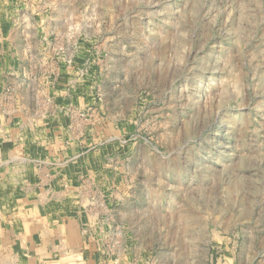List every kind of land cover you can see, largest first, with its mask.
Listing matches in <instances>:
<instances>
[{"label": "rangeland", "instance_id": "374dc122", "mask_svg": "<svg viewBox=\"0 0 264 264\" xmlns=\"http://www.w3.org/2000/svg\"><path fill=\"white\" fill-rule=\"evenodd\" d=\"M30 184L71 264H264V0H0V221Z\"/></svg>", "mask_w": 264, "mask_h": 264}, {"label": "crops", "instance_id": "0c3cea01", "mask_svg": "<svg viewBox=\"0 0 264 264\" xmlns=\"http://www.w3.org/2000/svg\"><path fill=\"white\" fill-rule=\"evenodd\" d=\"M22 189L24 190L22 194L29 197V204H18L19 209L14 208L13 215L4 216L3 221H0V264H6V261L9 264H71L74 260H80L79 250L84 244L82 243L84 236L81 232L80 235L78 225L68 220V214H64L65 212L60 214V212L51 211L47 203L38 205V199L34 200L38 192L32 184ZM45 195L47 197L48 194L45 193ZM26 205L28 207H25ZM39 207L47 212L45 220L38 215ZM49 212L55 215H48ZM84 223L80 225L83 229L86 225ZM11 243H13L12 246ZM6 247L10 251L1 254L2 249ZM72 249L78 250V252L72 251L78 257L66 258L65 253ZM98 255L99 253L89 255L88 260L97 264L102 260Z\"/></svg>", "mask_w": 264, "mask_h": 264}]
</instances>
